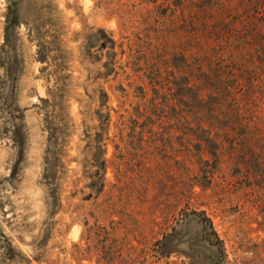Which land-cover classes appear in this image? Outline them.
<instances>
[{
    "label": "rangeland",
    "instance_id": "rangeland-1",
    "mask_svg": "<svg viewBox=\"0 0 264 264\" xmlns=\"http://www.w3.org/2000/svg\"><path fill=\"white\" fill-rule=\"evenodd\" d=\"M0 264H264V0H0Z\"/></svg>",
    "mask_w": 264,
    "mask_h": 264
}]
</instances>
